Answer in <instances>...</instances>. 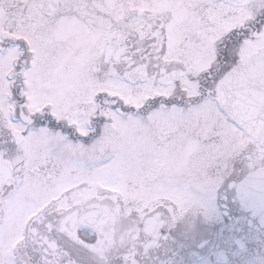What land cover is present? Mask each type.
<instances>
[{
    "label": "snow or ice",
    "instance_id": "1",
    "mask_svg": "<svg viewBox=\"0 0 264 264\" xmlns=\"http://www.w3.org/2000/svg\"><path fill=\"white\" fill-rule=\"evenodd\" d=\"M229 196L264 232V0H0V264H172Z\"/></svg>",
    "mask_w": 264,
    "mask_h": 264
},
{
    "label": "flooded vegetation",
    "instance_id": "2",
    "mask_svg": "<svg viewBox=\"0 0 264 264\" xmlns=\"http://www.w3.org/2000/svg\"><path fill=\"white\" fill-rule=\"evenodd\" d=\"M217 216L211 223L192 218L170 233L166 232L167 241L154 255L172 264H245L249 256L264 251V232L258 221L254 222L231 196L227 201L221 199ZM234 232L248 237L247 255L239 253L231 244L224 247L223 237L232 236ZM204 244L206 248L202 247Z\"/></svg>",
    "mask_w": 264,
    "mask_h": 264
}]
</instances>
